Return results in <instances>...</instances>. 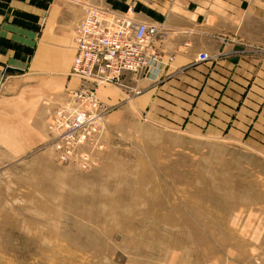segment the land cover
<instances>
[{
  "label": "rangeland",
  "instance_id": "374dc122",
  "mask_svg": "<svg viewBox=\"0 0 264 264\" xmlns=\"http://www.w3.org/2000/svg\"><path fill=\"white\" fill-rule=\"evenodd\" d=\"M251 23L235 53L262 62L231 91L166 81L146 105L100 87L109 111L87 161L52 143L63 82L43 78L21 107L0 98V264H264V24Z\"/></svg>",
  "mask_w": 264,
  "mask_h": 264
},
{
  "label": "crops",
  "instance_id": "0c3cea01",
  "mask_svg": "<svg viewBox=\"0 0 264 264\" xmlns=\"http://www.w3.org/2000/svg\"><path fill=\"white\" fill-rule=\"evenodd\" d=\"M89 5H105L120 14L131 8L135 19L166 29L165 39L154 42L162 63L151 64L139 79V93H130L129 74L118 84L146 105L162 102L166 81L194 84L202 77L213 90L231 91L234 78L248 82L257 76L262 61L235 52L248 41L250 21L264 24V0H0V98H14V106L21 107L24 94L33 99L42 79L50 76L58 79L54 83H64V91L79 85L68 73L74 28ZM202 49L211 59L199 65L195 55ZM64 91L54 96L53 110Z\"/></svg>",
  "mask_w": 264,
  "mask_h": 264
},
{
  "label": "built area",
  "instance_id": "2783aa9c",
  "mask_svg": "<svg viewBox=\"0 0 264 264\" xmlns=\"http://www.w3.org/2000/svg\"><path fill=\"white\" fill-rule=\"evenodd\" d=\"M165 37L163 26L135 19L131 8L122 14L105 5L85 9L74 28V57L68 73L79 85L64 91L50 124L57 151L70 156L97 142L103 117L109 111L97 90L118 86L127 74L142 78L151 64L162 63V53L154 42ZM210 59L206 52L196 55L197 63ZM78 154L88 160L87 155Z\"/></svg>",
  "mask_w": 264,
  "mask_h": 264
}]
</instances>
